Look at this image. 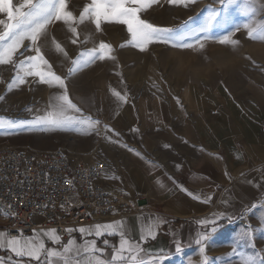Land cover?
<instances>
[{
	"label": "rangeland",
	"instance_id": "rangeland-1",
	"mask_svg": "<svg viewBox=\"0 0 264 264\" xmlns=\"http://www.w3.org/2000/svg\"><path fill=\"white\" fill-rule=\"evenodd\" d=\"M88 3L90 0H68V8L78 16ZM221 7L218 0H198L188 8L162 0V6L153 5L142 18L161 27L178 28L185 23L197 27L206 21L209 8ZM223 7L221 16L226 19L213 29L214 35L250 20L264 22V0H232ZM0 19H6V15L0 14ZM101 27L97 32L95 25L86 21L78 28L79 42L72 44L74 37L67 27L54 22L41 44L57 74L67 77L73 102L84 116L100 122L96 129L5 125L0 127V145L61 148L73 158L102 160L105 184L128 200L136 212L149 207L183 209L187 212L183 219L190 223L224 214L225 224L206 225L208 239L202 244L179 246L180 251L156 258V264H202L204 256L207 264H242L249 256L259 264L264 257V162L252 163L255 154L245 137L248 131L253 134L248 119L253 123L259 117L264 122V41L249 38L241 26L232 37L239 41L236 46L210 39L204 41V49H181L157 42L140 51L129 45L125 26L104 23ZM53 37L68 58L54 51ZM101 41L112 46L115 59L96 61L69 76L70 61ZM21 52L34 54L24 49ZM24 55L18 53L17 62ZM15 75L14 65H0V96L4 97L0 118L17 122L34 119L58 89L29 77L27 83L9 91L7 85ZM114 92L121 93L125 100ZM153 103L169 108L160 126L152 117ZM148 165L149 178L162 174L181 188L185 206L177 208L166 203L165 197L128 191L121 185L129 180L131 170L145 172ZM158 166L165 170L152 171ZM181 166L190 172L203 169L204 175L188 176L180 171ZM191 206L200 210L191 211ZM213 227L215 232L211 231ZM245 231L251 233L249 238L243 237ZM201 246L205 248L203 255Z\"/></svg>",
	"mask_w": 264,
	"mask_h": 264
},
{
	"label": "snow or ice",
	"instance_id": "snow-or-ice-1",
	"mask_svg": "<svg viewBox=\"0 0 264 264\" xmlns=\"http://www.w3.org/2000/svg\"><path fill=\"white\" fill-rule=\"evenodd\" d=\"M197 2L198 0H163V3L168 5L184 8ZM218 2L222 7L220 9L209 8L210 14L203 24L192 27L185 23L178 28H171L158 26L142 18V14L153 5L162 6V0H90L78 16L69 10L68 0H19L18 3H14L13 0H0V14L6 15V19H0V65H14L16 68L15 77L7 85L8 90L11 91L14 87L27 83L29 77L37 79L40 84L58 89L50 97L42 114L36 115L34 119L19 122L0 118V127L6 125L14 128L18 125H32L51 129L83 127L95 130L100 123L98 120L83 115L82 109L73 102L68 93L67 77L57 74L53 64L49 62L42 50L41 44L48 36V27L54 22H62L67 27L74 37L71 40L72 44L79 42L78 28L86 21L94 24L97 32L102 31L101 26L104 23L123 25L130 37L129 45L140 51H146L149 45L157 42L181 49L195 46L204 49V41L210 39H215L222 45L236 46L239 41L232 37L241 26L247 30L249 38L264 41V22L255 23L251 20L243 25H235L234 29L226 33L214 35L213 29L221 24V20L226 19L221 16L224 12L223 6L230 4L232 0H218ZM26 41L28 43H25ZM51 44L56 53L68 58L67 51L54 37ZM124 46L121 45V47ZM21 49L34 54L24 55ZM112 52V46L103 41L96 47L81 51L76 59L70 61L72 67L68 69V75L96 61L115 59ZM18 53L24 55V58L17 62ZM113 94L125 100L121 93L114 92ZM3 99L4 97L0 96V101ZM225 218L224 214H219L214 218H205L200 223L215 225ZM66 231L71 233L73 229H66ZM78 231L82 235L97 238L105 235H119V245L109 254V258L104 259L102 258L104 250L97 247L96 239L86 240L81 246L74 239H69L62 244V237L55 228L42 231L40 234L34 230L31 237H25L22 233L13 234L0 230V251L11 253L9 260L15 259V264H30L31 261L37 264L41 262L42 264H145L143 249L139 243L126 237L122 222L96 224L87 228L80 227ZM211 231L215 232L216 228L213 227ZM148 235H152L151 229ZM250 236L251 233L248 231L243 233L244 238ZM42 237H46L48 242L59 247H46L45 239ZM141 239H146V237L142 236ZM207 239L208 232H204L196 243L200 245ZM103 243L107 245L109 241L105 239ZM176 250H181L179 245ZM204 251L205 248L201 246L202 255ZM207 260L208 258L204 256L202 264H207ZM0 264H4L3 259H0ZM152 264L156 262L153 261ZM242 264H257V261L249 256L242 260ZM259 264H264V257H261Z\"/></svg>",
	"mask_w": 264,
	"mask_h": 264
},
{
	"label": "built area",
	"instance_id": "built-area-1",
	"mask_svg": "<svg viewBox=\"0 0 264 264\" xmlns=\"http://www.w3.org/2000/svg\"><path fill=\"white\" fill-rule=\"evenodd\" d=\"M104 168L102 160L73 158L61 148L0 145V229L25 236L55 228L65 239L70 227L135 213L107 189Z\"/></svg>",
	"mask_w": 264,
	"mask_h": 264
},
{
	"label": "crops",
	"instance_id": "crops-1",
	"mask_svg": "<svg viewBox=\"0 0 264 264\" xmlns=\"http://www.w3.org/2000/svg\"><path fill=\"white\" fill-rule=\"evenodd\" d=\"M153 113L152 117L157 118V125L160 126L164 124L166 115H169V108L161 103H153L152 105ZM264 106V105H263ZM248 127L252 129L253 134L250 136L249 131L247 137H245V141L252 145L253 151L255 154L253 164H260L264 162V122L263 119L260 121L259 117L257 119H253V123L248 119L247 122ZM244 139V138H243ZM242 139V140H243ZM243 155V154H242ZM253 156V157H254ZM245 158V157H244ZM246 160V159H245ZM150 165L146 166L145 172H141L139 169L131 170L132 175L130 174L129 180L127 183L125 180L121 182V185L128 191H141L142 194H148L149 196H155L158 199L160 197H165L167 200L166 203H173L177 208L179 206H185L184 204V193L181 188L176 184H171L162 178V174H158L156 178H149V170ZM105 170V168H104ZM164 167H159L156 170L152 171H164ZM180 171L186 172L188 176H195L197 174L204 175L203 169L195 170L190 172L189 169L180 167ZM129 172V171H128ZM200 177V176H199ZM263 177V176H262ZM261 178V177H259ZM103 183L106 181V170L103 173ZM159 183V185H158ZM107 189L111 193L117 194L116 192H112L113 188L109 185H106ZM120 195V194H119ZM191 211L197 212L200 210L198 207H192ZM187 215L183 209H174V210H158L154 208H145L139 212H135L129 214L127 216H123L120 218L109 216L104 221L96 224H108L112 222H122L123 231L126 234V237L134 240L139 243L141 248L143 249L142 255L145 262L155 261L156 258L165 257L175 252L177 249V245L179 246H187L189 244H195L196 240L199 239L200 235L206 232V225H202L200 223L201 218L199 220L193 222H186L183 219V216ZM171 218H179V222H174ZM96 224H83L70 227L69 229H73L71 233L68 232V236L65 239H62V244L66 243L69 239H74L78 245H83L86 240L96 239L97 247L104 250V254L102 258H109V254L114 251L116 247L119 245L120 237L116 236H103L97 238L95 236H85L79 233L78 229L80 227H90ZM218 224V223H216ZM52 229V228H44L38 227L35 231L40 234L42 231ZM149 229H151L152 235H148ZM1 230V229H0ZM33 235V231L25 235V237H31ZM144 236L146 239H141ZM45 239L46 247H59L57 245H53L47 241L46 237H42ZM107 239L109 243L105 245L103 241ZM12 254L6 251H0V259H3L4 264H15V259L9 260V257ZM99 255V254H98ZM26 259V258H25ZM43 261V258H42ZM30 264H37L35 261H31ZM42 264V262H41Z\"/></svg>",
	"mask_w": 264,
	"mask_h": 264
},
{
	"label": "trees",
	"instance_id": "trees-1",
	"mask_svg": "<svg viewBox=\"0 0 264 264\" xmlns=\"http://www.w3.org/2000/svg\"><path fill=\"white\" fill-rule=\"evenodd\" d=\"M171 220H173L174 222H179L180 219L179 218H171ZM218 224L222 225V224H225L226 223V220L225 219H222L220 221L217 222Z\"/></svg>",
	"mask_w": 264,
	"mask_h": 264
}]
</instances>
